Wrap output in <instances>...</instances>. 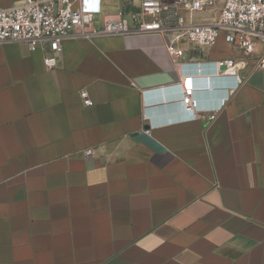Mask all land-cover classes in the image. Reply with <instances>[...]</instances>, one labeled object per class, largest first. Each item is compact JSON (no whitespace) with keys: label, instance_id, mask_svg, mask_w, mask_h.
<instances>
[{"label":"crops","instance_id":"1","mask_svg":"<svg viewBox=\"0 0 264 264\" xmlns=\"http://www.w3.org/2000/svg\"><path fill=\"white\" fill-rule=\"evenodd\" d=\"M138 4L102 0L53 70L47 46L0 45V264H264V45L247 56L222 31L174 59L159 34H94ZM227 60L239 86L217 74Z\"/></svg>","mask_w":264,"mask_h":264},{"label":"built area","instance_id":"2","mask_svg":"<svg viewBox=\"0 0 264 264\" xmlns=\"http://www.w3.org/2000/svg\"><path fill=\"white\" fill-rule=\"evenodd\" d=\"M138 5L139 11L131 15L130 21L122 16L106 17L101 29L94 34H159L165 37L168 53L174 59L186 53L181 43L211 49L222 31L225 42L247 56L264 45V0H222L219 19L214 24H195L191 18L214 8L216 0H174L172 3L170 0H139ZM102 14V0H22L14 7L0 9V45L27 43L33 50L47 46L50 54L45 57V66L53 70L58 67L63 53V41L75 35L89 36L87 28L96 25ZM215 65L218 75L237 77V86L242 83L234 60ZM178 66L183 72L184 65ZM258 67L264 69V58L259 60ZM194 85L192 75L182 77V104L192 118H197L202 108L195 100ZM230 90L232 95L234 90ZM82 97L85 106L93 105L86 92H82ZM87 155H92V151Z\"/></svg>","mask_w":264,"mask_h":264},{"label":"water","instance_id":"3","mask_svg":"<svg viewBox=\"0 0 264 264\" xmlns=\"http://www.w3.org/2000/svg\"><path fill=\"white\" fill-rule=\"evenodd\" d=\"M170 2L172 3L174 2V0H170ZM220 82H221V79L218 76H212V78L209 81V86L211 88L212 87L211 85L219 84Z\"/></svg>","mask_w":264,"mask_h":264}]
</instances>
